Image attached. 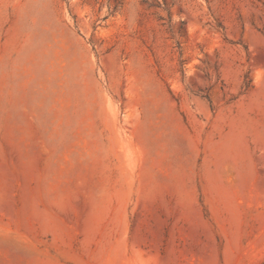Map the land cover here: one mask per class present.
Masks as SVG:
<instances>
[{"label": "rangeland", "instance_id": "1", "mask_svg": "<svg viewBox=\"0 0 264 264\" xmlns=\"http://www.w3.org/2000/svg\"><path fill=\"white\" fill-rule=\"evenodd\" d=\"M0 211L29 264H264V0H0Z\"/></svg>", "mask_w": 264, "mask_h": 264}, {"label": "crops", "instance_id": "2", "mask_svg": "<svg viewBox=\"0 0 264 264\" xmlns=\"http://www.w3.org/2000/svg\"><path fill=\"white\" fill-rule=\"evenodd\" d=\"M15 214L17 215H8V213L0 211L1 231L11 230L12 228H15L17 231V229L24 228L30 222L27 220L26 216L18 215L20 213ZM11 237L8 234L0 232V243H6L9 240L16 241L19 245H21V249H18L16 253H12L10 250L0 249V264H29V259H27L25 255L26 236L17 232L15 236L11 235ZM38 262V264H42L41 261Z\"/></svg>", "mask_w": 264, "mask_h": 264}]
</instances>
